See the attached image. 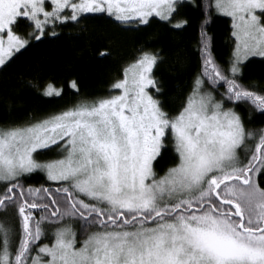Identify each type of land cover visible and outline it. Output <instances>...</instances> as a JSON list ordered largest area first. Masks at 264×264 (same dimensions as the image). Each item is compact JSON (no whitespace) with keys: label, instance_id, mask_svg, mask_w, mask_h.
<instances>
[{"label":"snow or ice","instance_id":"snow-or-ice-1","mask_svg":"<svg viewBox=\"0 0 264 264\" xmlns=\"http://www.w3.org/2000/svg\"><path fill=\"white\" fill-rule=\"evenodd\" d=\"M99 14L193 32L171 53L139 45L103 94L72 76L73 104L0 123V264H264V72L249 78L264 68V0H0V70ZM169 61L186 77L179 103L156 72ZM43 71L25 85L60 97Z\"/></svg>","mask_w":264,"mask_h":264},{"label":"trees","instance_id":"trees-1","mask_svg":"<svg viewBox=\"0 0 264 264\" xmlns=\"http://www.w3.org/2000/svg\"><path fill=\"white\" fill-rule=\"evenodd\" d=\"M188 13L195 26L199 19L198 10L189 6ZM230 26V19L217 15L210 26L215 36V47L219 55L227 54L225 37ZM79 28L65 30L59 38L49 37L44 42L17 54L9 62L6 70H0V123L6 121L20 122L39 117L45 113L58 110L76 101V91L71 89L69 81L72 76L80 80V93L87 97L103 94L113 75L120 71L121 65L135 55L139 45L163 48L171 53L175 48L186 44L192 36L188 33L173 35L162 26L153 24L144 31H122L109 18L102 14L89 19ZM110 48L112 55L101 59L98 53ZM42 68V80L51 82L54 87L62 88L60 97H45L39 90L25 85V80L35 74V69ZM157 75L164 82L168 98L179 103L178 85H183L185 74L178 71L171 61L161 65ZM264 72L259 64L252 65L249 78H259ZM264 123V118H257L254 126ZM170 153L164 156L159 167L164 169L170 161ZM34 183L40 177H34Z\"/></svg>","mask_w":264,"mask_h":264}]
</instances>
